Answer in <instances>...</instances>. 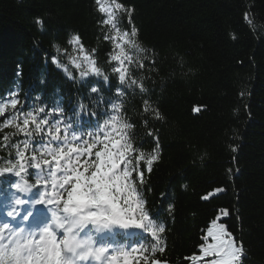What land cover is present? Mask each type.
I'll list each match as a JSON object with an SVG mask.
<instances>
[{
	"label": "trees",
	"instance_id": "1",
	"mask_svg": "<svg viewBox=\"0 0 264 264\" xmlns=\"http://www.w3.org/2000/svg\"><path fill=\"white\" fill-rule=\"evenodd\" d=\"M117 2L125 9L117 12L119 27L134 26L147 50V67L130 66L146 94L137 88L133 95L111 73L112 45L104 39L111 30L95 0H0V101L15 94L21 113L44 107L50 118L62 112L77 124V114L88 111L99 120L119 99L116 90L125 88L134 142L149 153L155 137L148 133L159 141L160 158L141 189L150 219L165 227V251L156 257L166 264L202 261L200 249L216 219L242 244L243 264H264V0ZM72 35L96 50L107 84L95 76L69 79L52 63L53 45L70 52ZM58 59L78 76L67 55ZM93 86L99 93L90 92ZM146 98L162 120L145 117ZM12 131L4 129L0 138ZM0 157L8 159V152L0 149ZM16 178L0 176L2 189Z\"/></svg>",
	"mask_w": 264,
	"mask_h": 264
},
{
	"label": "snow or ice",
	"instance_id": "2",
	"mask_svg": "<svg viewBox=\"0 0 264 264\" xmlns=\"http://www.w3.org/2000/svg\"><path fill=\"white\" fill-rule=\"evenodd\" d=\"M95 2L98 11L106 16L103 24L111 30L104 37L112 45L108 54L111 73L133 95L137 88L146 94L148 90L143 81L134 78L130 67L135 64L144 69L147 65L143 61L149 59L144 54L147 50L138 42L137 29L134 26L130 30L119 27L117 12L125 9L117 0ZM127 11L130 16L132 10ZM37 23L42 24V21L37 20ZM67 43L70 52L53 45L57 56L52 57V63L57 68H61L69 79L83 81L95 76L106 84L109 82V75L95 58V49H86L78 35H72ZM129 50L136 55H130ZM60 55H67L68 64L78 76L60 62ZM90 92L99 93V89L93 86ZM126 95L125 88L116 90L119 99L110 103L102 123L96 121V130L88 132L87 139L85 133L73 131L69 121L50 122L53 113L45 112L44 107L21 113L15 94L7 102L0 101V116L6 117L0 122V132L13 129L0 138V149L8 152V159L0 157V176L8 173L17 177L13 187L20 194L13 197V207L7 216L12 221L20 217L21 223L35 225L38 229L10 228L9 223L0 226V264H81L89 260L96 264H121V260L123 264H166L156 257L157 252L165 251L161 236L165 227L150 219L141 191L146 183L145 173H151L160 158L159 141L155 133H148L155 137V146L149 153L142 150V144L138 146L134 142L130 135L134 124L124 114L123 98ZM143 103L145 117L151 115L154 119H163L149 99H144ZM79 107L81 112L87 111L84 104ZM56 114L63 115L62 112ZM15 136L24 139L13 143ZM37 137L40 146L33 148L32 142ZM29 168L38 172L29 173ZM33 175L35 181L29 183L28 178ZM34 188L36 192L29 196ZM222 212L228 215L226 210ZM89 225L97 235L113 228L140 230L155 243L150 248L141 243L131 252L121 247L106 256L108 245L95 247L92 234L81 238ZM209 238L211 243H208ZM200 251L204 256L214 257L210 264H243L245 255L242 244L216 219L211 221ZM133 253L139 256L134 257Z\"/></svg>",
	"mask_w": 264,
	"mask_h": 264
},
{
	"label": "bare ground",
	"instance_id": "3",
	"mask_svg": "<svg viewBox=\"0 0 264 264\" xmlns=\"http://www.w3.org/2000/svg\"><path fill=\"white\" fill-rule=\"evenodd\" d=\"M93 113H94V114H93ZM104 113H105V112H103V114H101V118L99 119L100 122L105 118ZM84 115H85V117H87V118H91V117L95 116L96 113H95L94 111H88V112L85 113ZM94 126H96V124H95Z\"/></svg>",
	"mask_w": 264,
	"mask_h": 264
},
{
	"label": "rangeland",
	"instance_id": "4",
	"mask_svg": "<svg viewBox=\"0 0 264 264\" xmlns=\"http://www.w3.org/2000/svg\"><path fill=\"white\" fill-rule=\"evenodd\" d=\"M212 242V241H211ZM211 242H209V243H211ZM203 257H206V258H208L209 256H204V254L202 255ZM210 262V261H209Z\"/></svg>",
	"mask_w": 264,
	"mask_h": 264
}]
</instances>
